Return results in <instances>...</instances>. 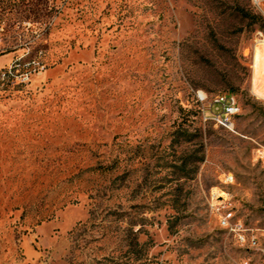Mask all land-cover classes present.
Returning <instances> with one entry per match:
<instances>
[{"label":"rangeland","instance_id":"obj_1","mask_svg":"<svg viewBox=\"0 0 264 264\" xmlns=\"http://www.w3.org/2000/svg\"><path fill=\"white\" fill-rule=\"evenodd\" d=\"M262 26L264 0H0V264H264ZM226 94L232 130L203 121Z\"/></svg>","mask_w":264,"mask_h":264},{"label":"built area","instance_id":"obj_2","mask_svg":"<svg viewBox=\"0 0 264 264\" xmlns=\"http://www.w3.org/2000/svg\"><path fill=\"white\" fill-rule=\"evenodd\" d=\"M263 0H252L254 4H258ZM196 99L200 103H204L206 101V97L202 94H197ZM209 112L208 118L203 117L204 122H212L214 126L222 128L224 130H232L233 123L232 120L239 113V106L236 98L233 95H217L214 96L209 104L208 109ZM204 112V110L202 111ZM226 181L231 182V176H227ZM229 199H222L218 206H216L215 211L219 216V225L223 230H226L228 233L238 234V239L241 244L244 243V229L240 225V223L234 222V216L228 207ZM222 204V205H221ZM220 212V213H219Z\"/></svg>","mask_w":264,"mask_h":264},{"label":"trees","instance_id":"obj_3","mask_svg":"<svg viewBox=\"0 0 264 264\" xmlns=\"http://www.w3.org/2000/svg\"><path fill=\"white\" fill-rule=\"evenodd\" d=\"M254 19H258V17L254 16ZM262 29H264V26H262ZM201 132L200 130H194V132L188 134L187 132H183V137H184V142H191L193 140H197V144H198V149L194 150L193 155H197L200 154L199 158H194L196 160H193L194 163H200L202 161V144H201V140H202V136H201ZM195 157V156H193ZM117 166V160H115L111 165L109 166H98L94 169H89L87 171L89 172H93L96 170H99L101 172H106V171H111L114 170ZM186 164L185 162L182 164L181 171H182V167L185 168ZM196 168H192V170H189L188 174L190 173L191 175L195 174L196 172ZM125 243H126V247H127V253L133 254L135 255L137 258L139 257V253H140V245L138 243L137 240V234L128 230L125 232Z\"/></svg>","mask_w":264,"mask_h":264},{"label":"crops","instance_id":"obj_4","mask_svg":"<svg viewBox=\"0 0 264 264\" xmlns=\"http://www.w3.org/2000/svg\"><path fill=\"white\" fill-rule=\"evenodd\" d=\"M259 58L254 59V49L252 52L251 67V88L255 96L264 100V46H257Z\"/></svg>","mask_w":264,"mask_h":264},{"label":"bare ground","instance_id":"obj_5","mask_svg":"<svg viewBox=\"0 0 264 264\" xmlns=\"http://www.w3.org/2000/svg\"><path fill=\"white\" fill-rule=\"evenodd\" d=\"M264 89V88H263ZM264 91V90H263Z\"/></svg>","mask_w":264,"mask_h":264}]
</instances>
